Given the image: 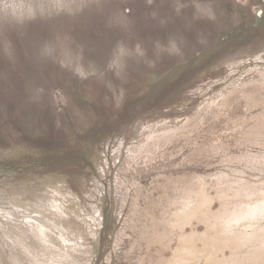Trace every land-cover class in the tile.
Returning a JSON list of instances; mask_svg holds the SVG:
<instances>
[{"label": "rangeland", "instance_id": "obj_1", "mask_svg": "<svg viewBox=\"0 0 264 264\" xmlns=\"http://www.w3.org/2000/svg\"><path fill=\"white\" fill-rule=\"evenodd\" d=\"M191 234L178 264H264V0H0V264Z\"/></svg>", "mask_w": 264, "mask_h": 264}, {"label": "bare ground", "instance_id": "obj_2", "mask_svg": "<svg viewBox=\"0 0 264 264\" xmlns=\"http://www.w3.org/2000/svg\"><path fill=\"white\" fill-rule=\"evenodd\" d=\"M200 182H202L201 180H200ZM205 184V182L203 181L202 182V184ZM201 184V183H200ZM205 188V187H204ZM203 200H204V203L203 204H205L206 206L207 205H209L210 203H211V198L209 197V196H205L204 198H203ZM189 211V210H188ZM179 216H181V215H179ZM192 216H194V218H195V215H194V213H192V212H190V214L189 215H187V217H186V220L184 221V220H182L183 221V223L185 224V223H190L191 221V219H192ZM205 216V215H204ZM182 217V216H181ZM184 217V216H183ZM185 218V217H184ZM176 223V222H175ZM173 224V223H172ZM177 225V224H176ZM178 227V226H177ZM221 227V226H220ZM196 233V232H195ZM197 235H198V233H197ZM190 236H192V234L191 235H186L185 237H181V243L183 244V246L181 247V249H179L178 251H176L175 252V254H174V256L176 257L177 256V258H176V260H173L172 261V259H168L167 261H169V262H167L166 260H163L162 261V264H174V263H177L178 264V262H175V261H177V259L178 258H180L181 259V262H186V258H189L188 256L190 255H192V251L190 250L191 248H192V238L190 237ZM202 236H204V235H202ZM206 236V235H205ZM203 240H205V239H203ZM195 244V243H194ZM181 245V244H180ZM195 246V245H194ZM177 250V249H176ZM192 250H194L193 248H192ZM195 250L197 251V248H195ZM195 252V251H194ZM211 252H212V250H211ZM196 254H200L201 252H199L198 251V253L197 252H195ZM205 252H203V254H204ZM207 253V252H206ZM195 254V255H196ZM212 254V253H211ZM211 254L209 255L210 257H212L211 256ZM202 255V254H201ZM172 256H173V254H172ZM172 256H171V258H172ZM174 257V258H175ZM192 257V256H191ZM190 257V258H191ZM195 258H197V257H195ZM182 259L184 260V261H182ZM192 259V258H191ZM190 260V259H189ZM195 260V259H194ZM171 261V262H170ZM173 262V263H172ZM188 262V261H187ZM161 263V262H160ZM210 263H211V261H210ZM209 263V264H210ZM211 264H218L217 262H213V263H211Z\"/></svg>", "mask_w": 264, "mask_h": 264}]
</instances>
